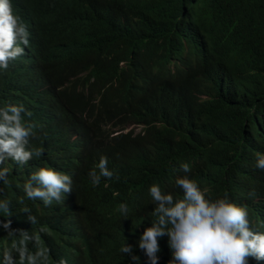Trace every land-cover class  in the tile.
I'll return each mask as SVG.
<instances>
[{
  "label": "trees",
  "instance_id": "obj_1",
  "mask_svg": "<svg viewBox=\"0 0 264 264\" xmlns=\"http://www.w3.org/2000/svg\"><path fill=\"white\" fill-rule=\"evenodd\" d=\"M85 2L76 1V22L69 25L75 40ZM90 3L97 17L89 23L96 21L99 37L69 68V77H87L59 98L91 105L99 101L101 115L122 118L115 125L121 132L130 125L145 127L138 135L111 138L100 133L103 152L108 149L114 158L111 180L102 177L93 186L89 167L73 173L80 189L77 227L93 233L99 264H150L138 247L140 236L157 219L150 188L159 185L182 199L176 181L185 175L197 182L206 198L227 194L230 202L246 206L251 227L264 233V170L256 167L257 154H264V0ZM14 5L21 12L29 0H14ZM15 74L3 79L0 75V107L10 100L5 87L23 94L30 86L25 79L20 88L3 81ZM35 74L48 85H40L39 94L52 96L64 86L63 79L52 82L43 66ZM184 163L190 166L188 174L182 170ZM26 181L16 175L7 183L0 181V200L9 205L16 201V188H24ZM90 192L104 194V201L94 198L93 203ZM122 203L128 206L127 216L117 211ZM0 216L7 213L0 210ZM67 217L62 213L51 221L57 225ZM1 228L0 235L5 234ZM168 240L159 238L157 264H169L173 258ZM128 243L137 261L120 251ZM90 253L85 249L88 263ZM249 264L264 260L249 257Z\"/></svg>",
  "mask_w": 264,
  "mask_h": 264
},
{
  "label": "clouds",
  "instance_id": "obj_2",
  "mask_svg": "<svg viewBox=\"0 0 264 264\" xmlns=\"http://www.w3.org/2000/svg\"><path fill=\"white\" fill-rule=\"evenodd\" d=\"M76 1L29 0L20 12L14 0H0V75L3 79L21 70L3 81L20 88V80L25 79L30 85L23 94L5 87L10 100L0 107V181L7 183L13 175L28 179L24 188H16V201L9 205L0 200V210L7 213L5 218L0 216L5 231L0 235V264H77L78 260L99 264L93 233L77 227L80 189L73 173L79 175L89 167L93 186L102 177L111 180L114 158L108 149L103 152L100 133L114 138L129 132L138 135L145 128L130 125L121 132L115 125L122 118L110 120L101 115L99 101L91 105L59 98L87 77L86 73L69 77V68L99 37L96 21L89 23L97 17L95 6L86 0L74 39L69 25L76 22ZM39 66L52 82L64 81L52 96L37 92L40 85L48 86L35 74ZM181 167L184 173L191 172L187 163ZM256 167L264 170V154H257ZM176 186L183 190L182 199L163 192L159 185L150 188L157 219L138 243L150 264H157L159 238L165 236L172 250L169 264H249V257L264 260V233L251 227L246 206L230 202L227 194L215 200L206 198L188 175L178 178ZM88 197L93 203L94 198L104 201V194L90 192ZM117 211L127 216V204H120ZM62 213H68L67 220L55 225L51 217ZM85 249L91 251V263ZM120 251L133 261L139 259L132 255V244Z\"/></svg>",
  "mask_w": 264,
  "mask_h": 264
},
{
  "label": "bare ground",
  "instance_id": "obj_3",
  "mask_svg": "<svg viewBox=\"0 0 264 264\" xmlns=\"http://www.w3.org/2000/svg\"><path fill=\"white\" fill-rule=\"evenodd\" d=\"M136 154V153H135ZM135 154H133V155H135Z\"/></svg>",
  "mask_w": 264,
  "mask_h": 264
}]
</instances>
